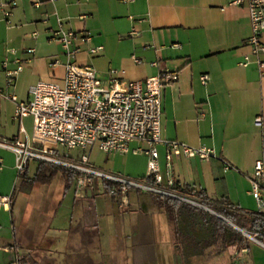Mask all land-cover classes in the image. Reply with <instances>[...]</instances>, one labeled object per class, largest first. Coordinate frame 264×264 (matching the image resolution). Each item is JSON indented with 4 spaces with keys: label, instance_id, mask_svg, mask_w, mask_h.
Here are the masks:
<instances>
[{
    "label": "crops",
    "instance_id": "0c3cea01",
    "mask_svg": "<svg viewBox=\"0 0 264 264\" xmlns=\"http://www.w3.org/2000/svg\"><path fill=\"white\" fill-rule=\"evenodd\" d=\"M57 17L75 33L71 47L78 51L69 59L51 38ZM250 34L246 1L41 0L34 7L30 0H0V137L32 144V116L15 117V103L5 95L25 101L39 80L62 85L68 59L92 66L103 79L110 69L129 80L175 71L162 86L161 138L205 145L215 154L209 161L172 156L167 166L165 146L156 145L162 184L172 179L175 188L201 196L205 209L136 189L124 199L109 196L100 179L80 190L76 172L39 160H30L16 179L14 153L0 147V195L10 198L0 206V264H179V254L186 264L219 256L231 263L248 253L245 229L213 207L264 213L247 178L264 160V76L246 42ZM260 40L264 44V29ZM244 55L246 66L239 64ZM6 57L8 68L21 65L9 87L1 66ZM259 57L264 63V52ZM201 74L209 76L206 85ZM146 147L137 139L127 152L96 146L86 152L96 168L141 178Z\"/></svg>",
    "mask_w": 264,
    "mask_h": 264
},
{
    "label": "built area",
    "instance_id": "2783aa9c",
    "mask_svg": "<svg viewBox=\"0 0 264 264\" xmlns=\"http://www.w3.org/2000/svg\"><path fill=\"white\" fill-rule=\"evenodd\" d=\"M242 1L247 3L251 23V34L246 42L256 58L261 76H264V63L259 57L264 52V44L260 40L261 31L264 29V0H232V3L240 4ZM30 2L34 7L41 4V0ZM11 4L15 5V1ZM4 15L7 17L9 11H4ZM57 22L58 27L53 30L51 38L60 43L69 59L78 51L71 47L75 33L63 29L59 17ZM81 39L87 41L88 34L81 33ZM99 49L97 47L90 51ZM27 51L32 52L33 49ZM68 59L64 63L62 85L39 80L30 86L29 98L25 101L17 100L12 92L5 95L15 103V117L30 115L33 119L31 145L15 138L0 137V147L14 153L17 176L23 173L30 160H39L76 172V187L80 190L90 187L94 179H100L108 184L109 196L116 194L124 199L129 189H136L209 209L201 196L175 188L172 179L162 184L159 172L157 144L165 146L167 166L172 156L199 158L203 161H209L215 156L211 147H195L178 140L161 138L162 86L174 80L176 72L162 68L145 79L129 80L112 76L116 71L110 69L111 76L103 79L92 66L77 65ZM8 62L7 57L1 61L7 87L12 85L21 69L19 62H16L15 68H8ZM248 63V55H244L239 62L243 66ZM208 81V74L200 75L201 84L206 85ZM254 121L260 124L261 117L257 116ZM137 139L147 144L145 149H140L148 156L146 174L141 178L107 172L88 162L86 151L93 146L103 152H127L129 142ZM73 149L81 151L77 157L68 155V151ZM224 168L230 167L227 164ZM247 178L251 184L250 194L260 208L264 204V160L255 163ZM9 199V196L0 195V206L7 205ZM243 234L264 246L257 238L260 236L258 232L245 230Z\"/></svg>",
    "mask_w": 264,
    "mask_h": 264
},
{
    "label": "rangeland",
    "instance_id": "374dc122",
    "mask_svg": "<svg viewBox=\"0 0 264 264\" xmlns=\"http://www.w3.org/2000/svg\"><path fill=\"white\" fill-rule=\"evenodd\" d=\"M105 156L101 155L100 159H103ZM16 179H19V176L16 175ZM56 184V180L53 181ZM135 190V189H133ZM50 194V198H51ZM68 200V199H66ZM260 240V236L257 237ZM261 241V240H260ZM200 258V257H199ZM177 260L179 264H186L184 256L179 254L177 256ZM193 264H264V246L257 242L254 239L249 238V251L248 253H242L230 263L226 260L225 256L219 257H209V259L205 261H194ZM189 264V263H187Z\"/></svg>",
    "mask_w": 264,
    "mask_h": 264
},
{
    "label": "trees",
    "instance_id": "16d2710c",
    "mask_svg": "<svg viewBox=\"0 0 264 264\" xmlns=\"http://www.w3.org/2000/svg\"><path fill=\"white\" fill-rule=\"evenodd\" d=\"M53 166L55 167L56 165H53ZM64 169H66V168H64ZM41 171L42 170H39V172L37 173L38 179H42V177L40 175L42 173ZM41 181H45V179H43ZM213 209L216 210L217 212L221 213L225 217H227L231 222H233L237 226H239V227H241L247 231L258 232L260 234V240L264 243V213L260 214L258 212L257 213L255 212L252 214H239L236 212L224 210V209L216 207V206H214Z\"/></svg>",
    "mask_w": 264,
    "mask_h": 264
}]
</instances>
